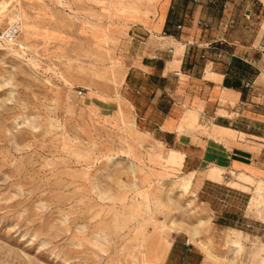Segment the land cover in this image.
Listing matches in <instances>:
<instances>
[{"label":"rangeland","instance_id":"1","mask_svg":"<svg viewBox=\"0 0 264 264\" xmlns=\"http://www.w3.org/2000/svg\"><path fill=\"white\" fill-rule=\"evenodd\" d=\"M187 5L0 0V29L18 22L0 40V264H160L177 232L204 264H264V180L236 174L246 216L213 224L195 188L223 168L179 167L124 90L163 10L181 21Z\"/></svg>","mask_w":264,"mask_h":264},{"label":"crops","instance_id":"2","mask_svg":"<svg viewBox=\"0 0 264 264\" xmlns=\"http://www.w3.org/2000/svg\"><path fill=\"white\" fill-rule=\"evenodd\" d=\"M187 8L181 21L163 10L158 34L129 62L123 86L179 167L193 176L207 161L223 168L219 179L203 175L195 195L213 224L233 227L246 216V200L235 193L248 194L231 184L243 185L236 174L264 180V0H188ZM241 11L246 17L238 18ZM204 256L177 232L160 264H204Z\"/></svg>","mask_w":264,"mask_h":264},{"label":"built area","instance_id":"3","mask_svg":"<svg viewBox=\"0 0 264 264\" xmlns=\"http://www.w3.org/2000/svg\"><path fill=\"white\" fill-rule=\"evenodd\" d=\"M191 1L195 2L197 0H191ZM16 14L17 13H14V15L12 17L13 19H12L11 22H8L7 25L4 28L0 29V40H1L2 37L14 39V37H15V35L17 33V30H18V26H17L18 22H17V15ZM232 21H233L232 18H230L228 20L229 23H231ZM178 26H179V24H176V27H178ZM262 49L264 50V47H262ZM219 55H220V53L217 52V56H219Z\"/></svg>","mask_w":264,"mask_h":264},{"label":"bare ground","instance_id":"4","mask_svg":"<svg viewBox=\"0 0 264 264\" xmlns=\"http://www.w3.org/2000/svg\"><path fill=\"white\" fill-rule=\"evenodd\" d=\"M4 42H11L12 40L10 39V38H4V37H2L1 38ZM0 45H1V43H0ZM6 50L8 51V52H10V53H13V54H17L18 55V52L16 51V50H14L11 46H9L8 48H6ZM32 60V59H31ZM30 60V61H31ZM31 62H33V61H31ZM180 187H181V189L183 190V191H187L188 189H189V185L187 184V183H182L181 185H180ZM179 187V188H180Z\"/></svg>","mask_w":264,"mask_h":264}]
</instances>
